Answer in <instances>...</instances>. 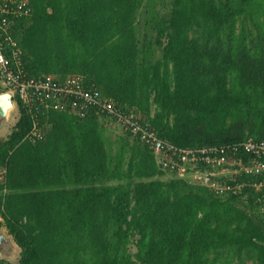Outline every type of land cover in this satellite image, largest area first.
Instances as JSON below:
<instances>
[{
    "label": "trees",
    "instance_id": "16d2710c",
    "mask_svg": "<svg viewBox=\"0 0 264 264\" xmlns=\"http://www.w3.org/2000/svg\"><path fill=\"white\" fill-rule=\"evenodd\" d=\"M29 5L11 27L27 76L80 74L175 146L264 140V0ZM15 100L0 137V228L18 264H264V186L252 185L264 173L223 177L241 186L216 193L94 110H43L44 137L31 141Z\"/></svg>",
    "mask_w": 264,
    "mask_h": 264
},
{
    "label": "built area",
    "instance_id": "2783aa9c",
    "mask_svg": "<svg viewBox=\"0 0 264 264\" xmlns=\"http://www.w3.org/2000/svg\"><path fill=\"white\" fill-rule=\"evenodd\" d=\"M30 10L29 0H0V92L11 91L14 100L17 97L30 114L32 125L26 137L31 141L44 137V127L39 118L43 110L68 111L78 117H85L94 110L114 125L136 134L153 149L164 170L205 184L216 193L241 186L237 184L234 187L223 177L241 172L264 173V140L247 137L226 145L175 146L159 138L132 112L122 110L113 100L103 97L98 89L85 84L80 74L64 78L53 74L27 76L23 51L13 38L11 27L16 18L29 14ZM239 151L248 153L247 161L237 155ZM252 185L264 186V180Z\"/></svg>",
    "mask_w": 264,
    "mask_h": 264
},
{
    "label": "water",
    "instance_id": "95a60500",
    "mask_svg": "<svg viewBox=\"0 0 264 264\" xmlns=\"http://www.w3.org/2000/svg\"><path fill=\"white\" fill-rule=\"evenodd\" d=\"M17 116L18 107L13 98L12 92H0V126L9 124V122ZM13 246L14 248H18V251L20 252L19 246L15 243L12 235L8 232L7 227L3 225L0 228V258H4L2 256V254L6 252L4 250H11Z\"/></svg>",
    "mask_w": 264,
    "mask_h": 264
},
{
    "label": "rangeland",
    "instance_id": "374dc122",
    "mask_svg": "<svg viewBox=\"0 0 264 264\" xmlns=\"http://www.w3.org/2000/svg\"><path fill=\"white\" fill-rule=\"evenodd\" d=\"M1 88V87H0ZM2 89V88H1ZM15 117L14 119H12L9 124H5L3 126H0V137H4L8 134V132L10 131L11 126L14 124V122L16 121ZM110 130H112L113 132H121V128H119L116 125H112L110 124ZM134 250V248H133ZM4 251H6L5 253H3ZM2 253V256L4 257V259L8 260L11 263L14 264H18V259H19V251L18 248H14V246L12 247L11 250H4Z\"/></svg>",
    "mask_w": 264,
    "mask_h": 264
}]
</instances>
